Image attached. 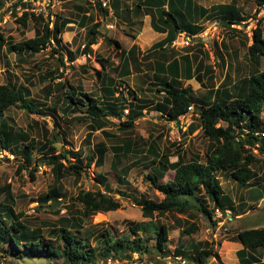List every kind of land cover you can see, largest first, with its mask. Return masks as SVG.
Returning a JSON list of instances; mask_svg holds the SVG:
<instances>
[{"label":"rangeland","instance_id":"obj_1","mask_svg":"<svg viewBox=\"0 0 264 264\" xmlns=\"http://www.w3.org/2000/svg\"><path fill=\"white\" fill-rule=\"evenodd\" d=\"M21 1L28 5L27 9L22 6V3L20 4ZM85 1L90 5L85 3ZM219 1H221L220 4H229L234 0ZM238 1L239 7L242 10V16L246 18V21L243 23L245 25L228 28L224 27L221 21L210 22V24H213L211 26L209 24V29H206L203 37L199 40V42L202 41L203 44L212 48L211 50L217 55L215 59L216 70L213 73L216 74L212 76L211 80H203V89L201 88L197 95V102H199L200 98L206 96L210 89L216 90L218 87L224 89V86L220 84L227 71V76H233L237 68L239 69V77H247V69L245 68L247 66V61L245 60L247 48L241 47L240 42L246 40L245 36L251 38L253 31L259 24L264 27V8H259L255 0ZM83 5L86 7L88 16L91 18V22L86 27L79 25L82 13L78 11L77 7ZM28 10H31L29 12L37 16L40 14L44 15L52 23L57 16H61L74 24L70 25L69 29L66 28L61 35V47L65 55V66L59 63L58 55H52L51 47L32 58L23 57L22 59L17 54L11 52L9 45L0 49V85L27 87L31 91L30 100L42 112V114H28L23 108L14 106L6 113V122L8 124L6 133L11 136L12 144H8L7 150L3 149V145L1 144L2 130L0 129V188L6 185L11 186L14 211L16 214L22 213L24 215L21 221L25 222L30 230H40L43 237L50 239L48 234L53 229L56 231L59 230L58 228L68 225L71 227L72 233L79 232L82 245L88 243L92 249H96V261L94 263L104 264V258L100 257L98 253L101 248L98 241L102 242L105 237L109 239L110 243L111 239L123 237L134 241L137 236V231H133L135 225L150 221L149 218L143 217L141 206L146 201L159 202L164 198L154 188L152 181L149 179V176L153 175V163L156 161L147 151L150 142L157 140L160 151L164 152V154H168V150L171 149V162H176L178 160L177 154L180 153L179 156H183L182 158L186 163L199 161L202 164H206L207 154L212 149L211 141L204 136L201 128H198L200 122L197 116L189 119L192 121L191 125L194 124L197 127L196 131L190 133V125L186 132L181 130V135L178 137L175 134V128H172V124L166 122L162 115L154 112L153 107L149 105L154 104V101H151L155 100L153 99L154 95L161 96L159 93H154L156 89H153L151 93L145 92V94H142L139 92L137 94L139 98L138 107L140 105V108L143 109V115L136 120L133 130H121V122L126 121V119L123 121L111 119L112 123L105 129L109 136L102 131L91 132V127L93 126L91 122H68L77 115L70 114L67 118L63 116L61 111L62 105L57 103L56 98L65 97L66 90L63 89L61 93L58 92L57 84L68 81L73 88H77V92L81 93L82 91L84 94H90L95 98L103 100L105 96L102 89L104 83L107 81L105 79L109 76L118 80L115 68L120 65L122 59L120 61L118 51L113 49L116 46L108 45L106 37L109 36L105 33L107 30V17L96 10L93 0L6 1L0 14V33L14 44L35 37V18L30 16L25 26L18 20ZM95 24H100L99 43L91 47V57L84 62L81 59L84 56L83 54H86L83 53L85 50L83 46L87 45V34L89 29ZM234 30H238L237 32H239L237 37L232 34ZM110 31L116 34V31ZM222 47L228 52V60H225L224 53L221 51ZM231 47L237 49L236 54L229 52ZM77 50L82 51V56H80L79 61L70 63L67 60V51L76 52ZM221 56L224 62H219L218 59ZM139 58L141 59L142 57ZM107 59H109L111 65L104 70L99 60ZM97 72L102 74L101 78L97 76ZM60 74L63 75L62 79H59ZM157 76L160 78L159 75ZM125 80L129 82L133 90L146 88L154 81L159 82L157 78L153 80V78H147L141 73L136 74V71L132 76L125 78ZM228 81L225 80V82ZM192 85L197 88L195 84ZM50 87L54 89L53 94L56 98L48 96ZM203 90H206V92L202 95L201 92H204ZM221 96L223 97L224 95ZM196 106V111L199 112L198 110L202 107V104ZM54 120H56L58 125H55ZM221 124L226 126L225 123ZM89 134H91V140L90 144H87L86 140ZM25 137L28 138V141L25 140ZM31 140L36 143L35 151L32 153L33 164L26 166L24 163L25 156L19 153L26 148V144ZM130 142L134 143V150L130 152L123 150L121 153L118 152L119 146ZM101 144L107 152L105 153L106 160L104 165L99 167L96 165V162L99 157L98 152L102 147ZM63 152H80L85 158H90L94 155V163L83 172L81 178L76 179L74 176L66 175L56 182V173L54 172L53 165L45 162V158L58 156ZM119 154L124 155L117 162L116 157H119ZM75 160L76 158L71 155L69 156L71 163H74ZM62 163L68 166L66 161H62ZM30 172L33 173V177H31ZM174 176V172H168L165 179L159 182L166 183L173 180ZM216 176L224 195L228 196L231 200V205L228 204L226 208L232 212V222L229 221L225 227L224 223H221L223 227L217 226L214 236H211L207 219L198 212L193 213L196 216L194 220H191L186 215L168 214L164 217H157V219L160 218L159 223H164L170 229L169 239L165 244L168 256L165 258L159 256V258L161 257L162 264H182L181 259L185 260L187 264H196L190 260L191 257H194V246L205 241L219 242L215 244V250L220 260L218 258L214 260L213 258L209 264H238L237 256L235 257L234 253L229 257L226 255L223 242L228 240L232 234L247 229L246 225L258 224L264 220V214H261L259 210L253 212V215L256 217L251 215L252 221H248L250 220L248 218L246 220H238L236 217L247 213L249 209V207H245L246 205L242 204V200H239L241 193L245 192H241L243 188L232 178L231 171H218ZM101 179H104L105 184L101 183ZM106 185L113 192L114 198L120 202L121 208L115 212L97 214L82 223L80 219L83 207L76 201L78 194L81 191H97L98 189L105 191ZM54 189H58L60 192L59 203L54 204L52 200L44 202L42 198L54 191ZM5 197L4 194H0V203L4 202ZM203 197H206V195ZM208 203H210L211 208L214 207V203ZM262 209L264 211V208ZM178 218L182 220L184 227H186V222L190 223L194 221L198 226V232L180 238L181 228L176 224ZM77 226L81 228L79 229ZM148 236L149 231L146 233L139 232V237L144 241L147 240ZM144 244H148L149 249L146 252L147 255L143 256L138 264L154 263L158 257L157 254L156 256L152 255L156 240H147ZM54 245L56 248L59 246L57 243ZM10 247L11 245H7L4 248H0V264L62 263L58 259H23L18 257V255L10 253L14 249ZM178 249L183 250V256L175 254ZM221 252L223 255H221ZM189 256L191 257L189 258ZM135 257L139 256L135 254ZM125 261L130 262L128 260Z\"/></svg>","mask_w":264,"mask_h":264},{"label":"trees","instance_id":"obj_2","mask_svg":"<svg viewBox=\"0 0 264 264\" xmlns=\"http://www.w3.org/2000/svg\"><path fill=\"white\" fill-rule=\"evenodd\" d=\"M6 1L8 0H0V14ZM255 2L259 8H264V0H255ZM85 3L90 5L86 1ZM22 6L26 9L28 8L27 4L22 3ZM95 7L102 14H108L106 9H103L100 4H96ZM77 9L82 13L81 25L84 26L90 19L87 16V9L84 5L77 7ZM218 10L221 11V23L224 27L241 26L246 21V18L242 16L238 0H234L229 5H220ZM29 11L31 10L25 12L23 17L18 20L25 26L30 16L35 18V37L14 44L0 33V49L9 45L11 52L17 54L22 59L23 57L32 58L51 47L52 55H58L59 63L65 66V55L61 47V35L72 22L61 16H57L52 23L44 15L40 14L37 16ZM165 15L168 17L166 23L173 26L174 36H171V34L168 36V40L172 42L176 40L181 28L178 20L173 15L170 13H166ZM237 31L234 30L232 33H239ZM99 35L100 24H95L89 29L87 45L83 53H92L91 47L98 44ZM246 38L248 39V37ZM107 41L108 43H113L115 46H119V42L117 41L111 42L108 39ZM67 52V60L70 63H74L82 54L80 50ZM249 54L251 56L264 57V27L260 26V24L253 31ZM99 61L104 70L110 65L109 59ZM124 74H130V72L127 70ZM97 76L101 78L102 74L97 72ZM62 78L63 75L60 74L59 79ZM162 82L166 85V98L163 100L158 111L168 123H179L180 118L187 115L189 108L196 103L192 96V91L181 88L182 84L179 80H170V82L164 80ZM113 83L114 80H111L110 87L104 83L102 91L105 97L103 100L95 98L90 94H84L82 91L81 93L77 92V88H73L68 81L57 84L58 92L61 93L63 89L66 90L65 97L56 98L52 87L49 88L48 96L55 97L57 103L62 105L61 111L66 118L70 114L77 115L68 122H91L93 123L91 132L102 131L109 136L105 129L112 123L111 119L122 121L126 119V121L121 122V130L129 131L135 128L136 120L143 115V109L140 108V105L138 107L135 93L130 90L128 91V94L133 96L132 101H128L124 95L116 97L113 91H111V87L114 86ZM211 95L212 97L208 101V104H202V107L198 110L199 113H194L198 115V121L200 122L198 128L200 127L204 132V136L211 141L212 149L207 154L206 164H202L199 161L186 163L182 158L183 156H179L180 153L177 154L178 160L171 162V149L168 150V154H164V152L160 151L157 140L151 141L147 151L156 161L153 163V175L149 176V179L152 181L154 188L164 198L159 202L146 201L141 206L143 217L149 218L150 221L135 225L133 231H137V236L134 241H130L127 237L111 239V243L107 237L102 242L98 241L101 247L98 253L100 257L104 258V264H106L107 258L112 254L122 261L128 260L130 262L135 261L133 260L134 255L137 254L140 257H138V261H140L143 256L147 255L146 252L149 249L148 244L144 243L151 239L156 240L153 250L155 247L156 249L155 251L152 250V255L156 256L157 254L158 256L154 263L162 264L161 257L159 258V256H162V258L168 256L165 244L169 239L170 229L164 223H159L160 218L157 219V217H164L168 214L186 215L191 220H194L196 216L193 213L198 212L207 219L211 236H214L219 222L215 218V210L220 209L225 212L229 210L226 208L227 205H231L230 198L223 193L216 173L218 171H231L232 178L241 187L247 186L254 178L255 172L252 168L261 161L253 151L257 148V144L261 145L259 153L264 154V138L260 135L264 131L262 129L264 70L245 80L242 92L236 97L230 96L227 91H224L223 97L220 91H213ZM213 95L217 96L214 101ZM30 98L31 91L25 86L0 85V129L2 130L1 144L4 150H7L8 144L12 142L11 136L6 133L8 126L6 113L10 108L19 106L28 114H42L41 110L33 104ZM126 111H128L127 114ZM54 123L58 125L56 120H54ZM221 123H225L226 126H223ZM189 129L190 133H193L197 127L192 124ZM27 139L25 137L26 141H28ZM90 140L91 134L87 137L86 143L90 144ZM212 142L214 143L212 144ZM35 144V141H29L26 144V148L19 153L25 156L24 163L26 166L33 164L32 153L35 151ZM101 146L96 162V165L99 167L104 165L106 160L105 153L107 152L102 144ZM247 146L249 148H246ZM118 148V152L120 153L122 150L130 152L134 150L135 145L133 142H130ZM70 155L76 158L74 163L69 161ZM123 155L119 154V157H116L117 162L123 158ZM94 159V155L90 158H85L80 152H63L58 156L45 158V162L53 165L54 172L56 173V182H58L66 175L74 176L76 179L81 178L83 172L93 165ZM62 161H66L68 166H65ZM168 172L175 173L174 179L166 183H160L159 181L165 179ZM30 175L33 177L32 172H30ZM103 180L101 179L100 181L102 184H105ZM0 194L6 196L4 202L0 203V248L11 245L10 248L13 247L14 249L10 253L18 255V257L23 259H58L62 261L60 264H95L97 251L96 249H92L88 243L82 245L79 232L72 233L71 227L67 225L63 228H58L59 230L56 231L53 229L48 234L50 239H46L42 236L40 230L32 231L25 222L21 221L24 218L22 213L16 214L10 185L0 188ZM201 195L202 197L206 195V197L202 198ZM59 197V190L54 189L42 200L44 202L52 200L54 204H57L59 203ZM76 201L83 207L80 219L82 223L97 214L115 212L121 208L120 202L114 198L113 192L107 185L105 191L101 189L88 192L81 191ZM208 202L214 203V207L211 208ZM228 222H225L224 227ZM176 224L181 228L180 238L195 234L199 230L194 221L190 223L186 222V227H184L182 220L178 218ZM138 231L140 233L149 231L146 241L139 237ZM236 240L244 247V250L239 252L241 258L246 250L264 246V229L241 230L237 233ZM56 243L59 244L57 248L54 245ZM215 244L217 243L213 241H205L195 245L194 257L189 256V258L191 257L190 260L196 264H209L211 259H217L219 256L216 253ZM23 248L25 249L23 250ZM175 254L183 256L184 252L178 249ZM241 264L244 263L241 262Z\"/></svg>","mask_w":264,"mask_h":264},{"label":"crops","instance_id":"obj_3","mask_svg":"<svg viewBox=\"0 0 264 264\" xmlns=\"http://www.w3.org/2000/svg\"><path fill=\"white\" fill-rule=\"evenodd\" d=\"M231 2L229 4H231ZM220 3L221 1L219 0H111L110 9L106 10L108 14L103 15L107 17L106 27L111 26L113 28H106L107 30L105 33L108 34L109 37L106 38L111 42H119V46L113 47V49L118 51L120 61L121 59L122 61L120 65L115 68L118 80L109 76L106 77V79L104 77V79L107 80L106 84L108 87H110L111 80H114V86L111 87L114 96L118 97L119 95H124L128 101H132L133 96L128 94L129 90L137 96L139 92L142 94H145V92L151 93L153 89H156L154 93H159L161 96L154 95L153 99L155 100H151L154 101V104L149 105L153 107L154 112L161 114L158 109L166 98V85L161 81V77L162 80H167V82H170V80H179L183 89H190L196 102L192 105L195 111L197 109L196 105L208 104L213 91H220L223 95L224 91H227L230 96H238L243 90L244 81L249 79L252 75L264 70V57L251 56L249 54V48L252 45V36L251 38L248 37V39L246 38L247 36H245L246 40L240 42L241 47L247 48V55L245 58L247 61V66L245 67L247 69V77H239V69L237 68L233 76H227V71L220 84L224 86V89H220L219 87L216 90L210 89L206 96L200 98L199 102L196 101L200 89H203V80H211L212 76L216 74L213 73L216 70L215 59L217 54L211 50L212 48L203 44L202 41L199 42V40L203 37L206 29H209L210 22L221 21V11L218 10V7L220 5L229 4ZM96 10L98 11V9ZM166 13L173 15L178 20L181 28V31L177 34L176 40L172 42L168 40V36L169 34L174 36L173 26L166 23L168 18L165 15ZM88 17L90 18V16ZM89 22H91V18L86 25L83 26L81 23L79 25H81V27H86ZM73 24L72 22L67 28L69 29L70 25ZM212 24L213 23H211L210 26ZM110 30L116 31V34H113ZM238 35V33L233 34V36L236 37ZM180 37L188 38L189 45L186 47L178 45ZM108 45L114 46V44L110 42ZM225 48L227 47L225 46ZM221 51L224 53L225 60H228V52L224 50V47H222ZM229 52L236 54L237 49L231 47ZM139 57L142 58L140 59ZM218 60L219 62H224L222 56ZM110 65L108 66L110 67ZM133 68L136 74L141 73L147 78H153V80L157 78L159 82H151L149 84L150 86L148 85L146 88H139L138 90L131 89L129 82L126 81L125 78L134 74L135 71L133 72ZM127 70L130 74H124ZM157 75H159L160 78ZM225 80L229 81L225 82ZM192 84H195L197 88ZM162 86L165 87L162 88ZM203 91L204 92H201L202 95L206 90ZM215 98H217V96L213 95V101ZM138 100L139 98L137 97V104H139ZM262 119L264 123V112ZM262 129H264L263 125ZM256 156H258L261 161L252 168L255 172V176L247 186L242 187L243 190L241 192L245 193H241L239 199L242 200V204L246 205L245 207H249V209L247 213L236 217L238 220H246V218H248L250 219L248 221H252V216L256 217L253 215V212L259 210L261 214H264L262 209L264 208V154L258 153ZM230 219L229 221H231ZM263 224L264 220L260 221L258 224L253 223L249 226L246 225V228L264 229ZM238 232L232 234L228 240L223 242L226 255L229 257L234 253L235 257L237 256L236 259L238 264H241V262L244 264H264V246L246 250L244 255L240 258L239 252L243 251L244 247L236 240ZM218 243L217 241V244ZM221 255H223L222 252ZM217 258L220 260L219 257Z\"/></svg>","mask_w":264,"mask_h":264},{"label":"built area","instance_id":"obj_4","mask_svg":"<svg viewBox=\"0 0 264 264\" xmlns=\"http://www.w3.org/2000/svg\"><path fill=\"white\" fill-rule=\"evenodd\" d=\"M93 4L94 5L100 4L103 9L109 10L110 9V4H111V0H93ZM107 28H113V27L107 26ZM178 45H180L182 47L188 46L189 45L188 38L180 37L179 41H178ZM83 49H85V46H83ZM83 55L84 56L81 59L84 60V62H86V60L91 57L90 54H83ZM80 56H82V55H80ZM80 56H79V58H80ZM79 58L76 61H79ZM193 111H194L193 108L190 107L189 110H188V114L185 115V116H182L179 123H176V122L171 123L172 124V128L173 127L175 128L174 129V130H176L175 134L178 135V137H180V135H181L180 131L183 130V132H186L187 128L192 123V121H190L189 119L191 118ZM126 113H128V112H126ZM260 135L264 138V133L263 132L260 133ZM256 147L257 148L254 149L253 151H254V154L257 155L259 153V149L261 148V145L257 144ZM246 148H249V147L247 146ZM231 217H232V212H230V211L223 212L220 209H216L215 210V218L219 220L218 227H221V226L223 227L224 224L221 225V223H224V221H226V219L229 220ZM133 260H135V261H133V262L122 261L120 258H118L114 254H112L111 256H109L107 258L106 264H138L139 263V261H138L139 258L138 257H135ZM181 261H182V264H187L185 260L181 259ZM151 264H155V263H151ZM168 264H171V263H168Z\"/></svg>","mask_w":264,"mask_h":264},{"label":"clouds","instance_id":"obj_5","mask_svg":"<svg viewBox=\"0 0 264 264\" xmlns=\"http://www.w3.org/2000/svg\"><path fill=\"white\" fill-rule=\"evenodd\" d=\"M191 107H192V106H191ZM192 108H193V107H192ZM193 110H194V111H193V113H192V116H191V118H193L194 116H197V115H195V114H194V113H196V111H195V109H194V108H193ZM126 112H128V111H126ZM126 114H127V113H126ZM191 118H190V119H191ZM180 119H181V118H180ZM190 125H191V124H190ZM190 125H189V126H190ZM227 211H230V210H227ZM231 218H232V217H231ZM227 221H229V220H228V219H226V221H224V224H225V222H227ZM231 221H232V219H231Z\"/></svg>","mask_w":264,"mask_h":264}]
</instances>
